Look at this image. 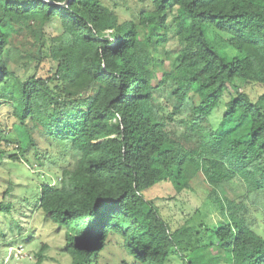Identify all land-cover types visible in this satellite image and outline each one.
Listing matches in <instances>:
<instances>
[{"label":"trees","instance_id":"obj_1","mask_svg":"<svg viewBox=\"0 0 264 264\" xmlns=\"http://www.w3.org/2000/svg\"><path fill=\"white\" fill-rule=\"evenodd\" d=\"M107 1L0 0V107L16 118L10 160L32 165L31 146L38 168L51 169L40 141L79 153L72 168L38 170L43 183L21 204L64 230L70 264H100L113 235L127 255L119 264H264V0H139L128 19ZM171 37L176 48L166 49ZM250 84L262 90L255 100L243 91ZM160 89L171 108L157 101ZM198 174L217 218L198 209L172 230L144 191L170 182L178 193ZM10 190L0 213L13 209Z\"/></svg>","mask_w":264,"mask_h":264},{"label":"rangeland","instance_id":"obj_2","mask_svg":"<svg viewBox=\"0 0 264 264\" xmlns=\"http://www.w3.org/2000/svg\"><path fill=\"white\" fill-rule=\"evenodd\" d=\"M107 4L110 8H115L121 19H128L134 17L136 9L142 5V2L139 0H108ZM116 4L118 6H115ZM45 30L47 34L58 33V23L48 25ZM206 34L216 46L220 48L226 46L216 31L208 28ZM175 48L176 39L171 37L166 49ZM18 60L17 69L21 73L23 60ZM161 70V67H158L156 74L160 75ZM243 91L247 92L252 100H255L262 92L257 84L247 85ZM155 97L159 103L169 108L172 107L173 101L166 89L156 91ZM229 97V92H224L218 106L209 117L208 127L214 129L217 126ZM15 122L12 106L4 103L0 107V149L5 151L0 158V197L9 183L11 190L8 199L11 200L13 209L8 214L0 213V264H33L36 261V252L45 244L47 249L44 248L42 264H70L71 257L63 253L64 230H55V226L46 220L36 207H25L21 202L26 199L24 196L33 195L35 188L42 185L41 175L36 174L38 170L50 175L51 171L59 172L62 167L72 168L79 153L62 143L47 146L44 141H40V150L49 152L41 159L51 166V169L38 168L39 164L31 146L27 149L26 156L32 165L22 161L13 163L9 157L10 153L15 150L12 149V144L7 145V140L14 142L12 125ZM144 195L158 205L172 230L193 224L197 220L193 213L198 209L204 215V220L214 222L217 218L211 205L207 204L208 186L201 174L193 178L190 188L181 192L177 193L170 182H162L146 189ZM125 258L127 255L121 246V239L113 235L110 244L99 255V262L100 264H119L121 259ZM168 264H181V262L177 257H172Z\"/></svg>","mask_w":264,"mask_h":264},{"label":"water","instance_id":"obj_3","mask_svg":"<svg viewBox=\"0 0 264 264\" xmlns=\"http://www.w3.org/2000/svg\"><path fill=\"white\" fill-rule=\"evenodd\" d=\"M67 2H65V4H66ZM61 5H63V4H61Z\"/></svg>","mask_w":264,"mask_h":264}]
</instances>
